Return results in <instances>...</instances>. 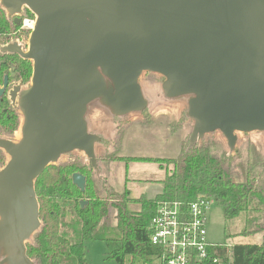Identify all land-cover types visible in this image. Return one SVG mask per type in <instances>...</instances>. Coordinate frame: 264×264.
<instances>
[{"label": "water", "instance_id": "water-1", "mask_svg": "<svg viewBox=\"0 0 264 264\" xmlns=\"http://www.w3.org/2000/svg\"><path fill=\"white\" fill-rule=\"evenodd\" d=\"M0 3L10 15L25 8L35 18L28 50L6 48L31 62L32 75L17 105L21 139H0L8 157L0 170V245L7 233L18 241L16 255L3 254L0 264L18 256L33 264L25 243L40 225L34 182L48 166L77 151L97 169L100 138L88 133L84 113L108 82L113 94L105 98L118 115L142 105L143 72L164 77L169 96L191 94L190 144L217 131L232 148L235 132L264 131V0ZM71 180L84 192V176Z\"/></svg>", "mask_w": 264, "mask_h": 264}, {"label": "rangeland", "instance_id": "rangeland-1", "mask_svg": "<svg viewBox=\"0 0 264 264\" xmlns=\"http://www.w3.org/2000/svg\"><path fill=\"white\" fill-rule=\"evenodd\" d=\"M164 81L165 78L159 74L143 72L138 79L142 105L138 110L119 115L115 114L113 107L106 101L105 95L113 94V86L108 82L105 94L91 101L84 113L88 133L100 138L94 152L97 169L89 163L83 153L77 151L60 156L54 164L45 169L47 176H52L57 168L69 164L83 165L90 169L89 183L98 192L99 197L108 204V215L103 222L110 227V235H115L112 228H115L117 224V211L113 204L124 203V199L121 198L124 189L128 191L129 200L152 199L160 193L162 186L159 181L164 178L165 170L171 167L168 160L177 157L181 143L191 136L194 129L195 122L188 115L189 102L193 96L191 94L169 96L164 89ZM19 109L17 107L20 118L19 127L13 139L15 143L21 139L22 114ZM174 126H177L176 129ZM235 137L232 148L228 147L224 136L217 131L206 134L203 139L211 145V154L214 157L220 160L225 159L223 163L225 169L227 167L228 178L235 182L257 179L259 186L255 188L263 195L264 131L235 132ZM117 157L160 159L162 169L153 162L125 163L114 160ZM5 160L7 162V155ZM254 166L257 167L255 170L247 169ZM246 171H249V176L245 175ZM104 188L116 196L108 197L103 192ZM125 204L131 213L139 210L134 203L125 202ZM60 205L62 226L59 237L61 240L65 239L64 243H67L63 249L67 254L70 245L80 242L81 225L73 211V201L60 202ZM249 216L259 218L258 224L263 222L261 217L253 213H241L237 218L226 221L222 215L221 206L213 202L208 214V241L211 244L223 246L228 253L236 244L260 245L262 233L249 234L245 231L249 225H245L244 222ZM17 250V239L9 233L5 234L0 245V258L4 257L3 254L16 255ZM84 250L86 264H117L115 261L107 260L106 247L102 241L86 242ZM18 257L8 264H25L22 259L17 260ZM61 264L77 263L75 258L70 257ZM124 264H130V258H125ZM134 264L148 263L137 260ZM151 264H158V262L154 260Z\"/></svg>", "mask_w": 264, "mask_h": 264}, {"label": "trees", "instance_id": "trees-1", "mask_svg": "<svg viewBox=\"0 0 264 264\" xmlns=\"http://www.w3.org/2000/svg\"><path fill=\"white\" fill-rule=\"evenodd\" d=\"M26 13L32 16L29 11ZM12 24L0 3V39L3 38L4 42L14 28ZM0 59L5 60L6 56H1ZM3 71H6L5 64L0 68V73ZM31 73V62L22 61L18 67V77L28 82ZM19 118L20 115L15 110L0 109V139L13 141L19 127ZM176 127L174 126V129ZM188 139L181 143L177 157L168 160L171 167L165 170L164 178L159 181L162 186L161 192L154 198L129 200L128 191L124 189L121 197L124 203L113 204L117 211V224L112 228L115 235L109 234L110 227L103 222L108 215V204L99 197L98 192L89 183L90 169L87 166L65 165L57 168L52 176H47L44 170L34 182L40 225L31 240L25 243L26 257L33 264H61L70 257L75 258L77 264H86L84 243L102 241L106 247L107 260L124 264L125 258L128 257L130 264H134L137 260L151 264L160 257V250L149 242L147 230L157 204L169 201L178 202L186 207L197 198H211L221 206L226 221L237 218L241 213H253L261 217L263 220L261 224H258L259 218L255 216L247 217L244 223L249 225L245 226V231L249 234L262 233V242L260 245L236 244L231 247L229 253L219 245L208 249L210 255L208 260L194 264H264V194H260L255 188L259 186L257 179L251 178L246 182L231 180L223 163L225 159L214 157L211 154V145L206 140L200 139L190 144ZM114 160L125 163L153 162L159 169L162 167L160 159L117 157ZM5 164V155L0 150V170ZM256 168V166L247 167L250 170ZM75 173L85 177L84 192L79 191L72 184L71 176ZM245 175L249 176V171H246ZM103 192L108 197L116 196L105 188ZM68 201H73V211L80 222L81 235L80 242L70 245L65 254L63 249L67 243H64L65 239L61 240L59 237L62 226L60 202ZM81 201H87L88 204L81 208ZM125 202L136 204L139 210L129 212Z\"/></svg>", "mask_w": 264, "mask_h": 264}, {"label": "built area", "instance_id": "built-area-1", "mask_svg": "<svg viewBox=\"0 0 264 264\" xmlns=\"http://www.w3.org/2000/svg\"><path fill=\"white\" fill-rule=\"evenodd\" d=\"M35 18H25L23 25L32 31ZM211 198H197L186 207L178 202H159L148 225L149 242L160 250L158 264H194L208 260L211 244L207 223Z\"/></svg>", "mask_w": 264, "mask_h": 264}, {"label": "flooded vegetation", "instance_id": "flooded-vegetation-1", "mask_svg": "<svg viewBox=\"0 0 264 264\" xmlns=\"http://www.w3.org/2000/svg\"><path fill=\"white\" fill-rule=\"evenodd\" d=\"M2 6V5H1ZM3 12L8 16V18L13 22V30L9 33L7 41L0 39V57L6 56V59H0V68H3V64L6 65V71L0 73L1 83L0 89L3 90L0 95V109L5 111L7 108L17 111V103L20 99L21 93L29 88L31 77L29 81H23L18 77L17 71L19 64L22 61H28L23 59L19 54L9 52L6 50L9 46H15L21 53H25L28 50V40L30 37V31L24 27L23 20L25 18L32 19V16L26 13L25 8H23L18 14L10 15L2 7ZM18 22V23H17ZM24 45V46H23ZM30 62V61H29ZM32 75V73H31ZM6 83V85H4ZM12 95H14V103L12 102ZM16 105V107H15ZM105 181V179H104ZM106 183V181L104 182ZM86 186V181H85ZM88 204V203H87ZM86 204V205H87ZM84 207V206H83Z\"/></svg>", "mask_w": 264, "mask_h": 264}, {"label": "crops", "instance_id": "crops-1", "mask_svg": "<svg viewBox=\"0 0 264 264\" xmlns=\"http://www.w3.org/2000/svg\"><path fill=\"white\" fill-rule=\"evenodd\" d=\"M142 165V164H141Z\"/></svg>", "mask_w": 264, "mask_h": 264}]
</instances>
